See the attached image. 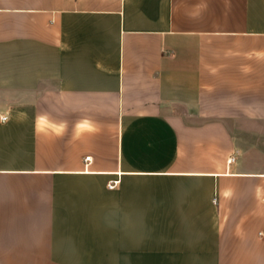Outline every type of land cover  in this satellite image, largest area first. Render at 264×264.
I'll return each instance as SVG.
<instances>
[{
	"label": "crops",
	"instance_id": "0c3cea01",
	"mask_svg": "<svg viewBox=\"0 0 264 264\" xmlns=\"http://www.w3.org/2000/svg\"><path fill=\"white\" fill-rule=\"evenodd\" d=\"M263 233L264 0H0V264H264Z\"/></svg>",
	"mask_w": 264,
	"mask_h": 264
},
{
	"label": "built area",
	"instance_id": "2783aa9c",
	"mask_svg": "<svg viewBox=\"0 0 264 264\" xmlns=\"http://www.w3.org/2000/svg\"><path fill=\"white\" fill-rule=\"evenodd\" d=\"M7 119H8L7 116L2 117V120H3V121H6ZM85 160H86V161L91 160V156H86ZM232 160H233V158H231V161H232ZM116 183H117V182L114 181V182L112 183V185L109 184V187H115ZM263 235H264V233H263Z\"/></svg>",
	"mask_w": 264,
	"mask_h": 264
}]
</instances>
